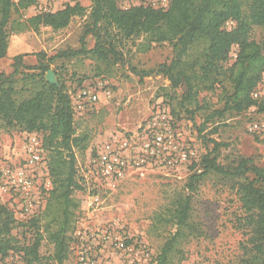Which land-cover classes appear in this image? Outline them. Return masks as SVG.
<instances>
[{
    "label": "trees",
    "instance_id": "16d2710c",
    "mask_svg": "<svg viewBox=\"0 0 264 264\" xmlns=\"http://www.w3.org/2000/svg\"><path fill=\"white\" fill-rule=\"evenodd\" d=\"M91 2L89 9L81 4L67 5L24 18L23 12L36 0H0V60L8 54L11 34L41 27L58 31L67 28L74 17L87 16L79 50L67 49L51 57L39 53L36 65L27 64L25 55L19 54L13 58L11 72L0 70V127L42 136L43 147L49 152L52 183L44 210L52 217L44 227L40 215L20 220L12 209L0 204V261L17 253L22 264H63L75 242L74 217L82 202L74 193L84 190V179L77 175L76 153L88 148L92 136L78 131L72 97L61 75L54 70L58 83L46 79L57 59L86 55L110 68L124 62L123 49L129 41L139 40L135 43L139 52L154 44L170 43L174 49L171 61L143 75L162 74L173 89L185 88L179 106L192 117L204 108L198 99L201 92L222 88L224 107L214 110L199 126L200 134L214 117L225 118L227 113L251 107L264 114V99L253 97L264 76V39L251 37L254 27L264 30V0H171L168 8L137 5L128 9L121 8L119 0ZM229 21L233 22L230 28L226 26ZM88 35L95 39L91 49L85 42ZM235 47L236 57L230 63ZM132 70L136 72L133 66ZM206 136L202 139L208 149L197 164L199 169H194L196 164L191 167L186 192L177 194L169 208L176 231L150 264H177L172 254L178 251L179 241L189 235L201 236L200 225L192 221L193 194L208 174L231 185L240 203L236 220L246 239L237 264H264V168L255 156H244L236 149L227 150L223 160L227 145ZM52 205H57L58 213H52ZM15 229L21 230L22 238L13 234ZM44 234L54 247L49 256L40 253Z\"/></svg>",
    "mask_w": 264,
    "mask_h": 264
},
{
    "label": "rangeland",
    "instance_id": "374dc122",
    "mask_svg": "<svg viewBox=\"0 0 264 264\" xmlns=\"http://www.w3.org/2000/svg\"><path fill=\"white\" fill-rule=\"evenodd\" d=\"M148 3V0L132 1V5ZM80 4L89 9L92 2L81 0ZM39 10L40 7L33 5L23 12V17L33 16L39 13ZM86 22L87 16L79 15L62 30L55 31L50 27H41L39 31L11 34L8 54L0 60V70L11 72L13 58L19 54L25 55L24 60L27 64L36 65L39 53L43 52L51 57L59 51L79 50L82 46ZM251 37L261 41L264 39V30L254 27ZM138 41L136 40L135 43ZM85 42L87 48L91 49L95 39L92 35H88ZM135 43L129 41L123 49L124 62H116L110 68L86 55L57 59L51 65V70L61 75L71 94L78 131H84L92 136L88 148L76 153L77 175L78 178L84 179L81 181L84 190L74 193L75 198L82 204L76 210L74 217L75 242L66 261L71 264L77 252L79 230L86 233V239L90 240V248L99 259L107 260V257H110L109 264H128L129 259H135L136 264H150L159 256L166 241L176 231L177 226L169 217V208L177 194L186 192V181L193 169L176 173L148 170L132 174L116 184H99V187L94 184L91 170V160L100 143L111 135H140L158 108L165 106L176 113L174 118L177 128L182 132L186 143L195 147L198 153L194 169H199L197 164L208 149L203 143L204 135L227 145L223 148V160L227 150L236 149L244 156H255L257 163L264 168L262 142L264 114L259 113L256 107H251L240 113L236 111L227 113L225 118L214 117L206 123V128L200 134L199 126L214 110L224 107V101L220 97L222 88L218 87L213 92H201L198 99L204 108L196 112L194 117L189 116L179 106L185 88L173 89L169 80L162 74L143 75L144 72L156 69L164 62H170L174 56L173 46L170 43L154 44L148 51L139 52ZM235 51L236 47L231 53L230 63L236 57ZM198 53L194 52L195 55ZM132 66L136 72L132 70ZM56 79H58L57 75ZM99 84L101 85L99 100L87 105L85 111H77L75 105L78 92L86 87L96 88ZM262 91H264V80ZM255 123L259 124L260 130L250 129ZM25 136L26 134L19 130L0 127V169L7 163L25 164L23 148ZM39 136L42 138L41 135ZM209 147L212 145L210 144ZM44 157V162L47 163L48 150H45ZM42 164L39 166L43 172L38 184L39 203H36L33 212H21L14 200L6 195L0 197V204L7 205L20 220L30 219L35 214L40 215L44 227L52 217L47 214V210L44 211L52 188L45 190L41 187L47 177ZM89 191L98 193L101 202L98 211L92 215L83 209ZM52 210V213H58L57 205ZM240 212V203L231 185L224 184L216 175L205 176L193 194L192 206V221L200 225L202 234L199 237L189 235L179 241L178 251L172 254L175 263L237 264L243 256V243L246 239L244 230L237 226L236 219ZM98 224L116 227L113 233L120 237L122 243L121 249H116L118 259L111 256L112 249L106 248L98 236L92 237ZM20 231L15 229L13 234L22 238ZM44 235L40 253L42 256H49L53 253L54 247L46 239V234ZM27 237H30L29 233ZM22 263L17 253H11L4 261H0V264Z\"/></svg>",
    "mask_w": 264,
    "mask_h": 264
},
{
    "label": "built area",
    "instance_id": "2783aa9c",
    "mask_svg": "<svg viewBox=\"0 0 264 264\" xmlns=\"http://www.w3.org/2000/svg\"><path fill=\"white\" fill-rule=\"evenodd\" d=\"M134 0H119L123 9L132 6ZM146 6L155 8H168L171 0H148ZM81 0H36L40 7L39 13L55 12L67 5L80 4ZM144 5V4H142ZM233 25L232 21L226 23L227 27ZM253 92L255 99H264L262 83ZM99 84L96 88L86 87L81 89L76 96L75 109L85 111L86 106L99 100ZM252 131L260 130L259 124H252ZM24 153L25 164L18 165L7 163L0 169V197L9 196L18 206V210L31 213L36 208L37 194L39 195V177L43 173L39 166L44 165L47 176L41 186L45 190L52 188L48 166L45 161L43 140L37 133H25ZM198 159L195 147L189 146L182 132L176 126V120L171 111L165 106L158 108L152 114L147 125L140 135L118 134L111 135L100 143L91 160V170L94 176V184H116L122 182L128 176L142 173L148 170H158L167 173L186 171L191 168ZM101 202L98 193L89 191L83 209L94 214L100 208ZM90 215V214H89ZM116 227L112 225H97L92 233L98 236L102 244L112 249V257L118 259L117 250L121 249L120 237L113 233ZM78 248L75 260L72 264H109L107 260L99 259L97 254L90 248L86 233L77 232ZM98 244V243H97ZM113 247V248H112ZM117 249V250H116ZM133 249H131V252ZM132 258V257H128ZM63 264H71L65 262ZM128 264H136L135 259H129Z\"/></svg>",
    "mask_w": 264,
    "mask_h": 264
},
{
    "label": "water",
    "instance_id": "95a60500",
    "mask_svg": "<svg viewBox=\"0 0 264 264\" xmlns=\"http://www.w3.org/2000/svg\"><path fill=\"white\" fill-rule=\"evenodd\" d=\"M46 79L51 82V83H58L57 79H56V74L52 71V70H49L47 73H46Z\"/></svg>",
    "mask_w": 264,
    "mask_h": 264
}]
</instances>
